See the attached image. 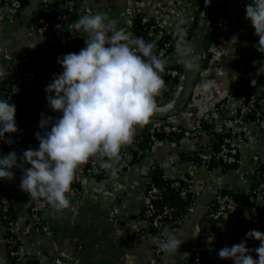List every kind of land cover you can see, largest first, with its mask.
<instances>
[{
	"label": "crops",
	"instance_id": "obj_1",
	"mask_svg": "<svg viewBox=\"0 0 264 264\" xmlns=\"http://www.w3.org/2000/svg\"><path fill=\"white\" fill-rule=\"evenodd\" d=\"M2 1L0 0V5ZM127 1L83 0V5L93 10L94 14L106 13L112 20L118 18L117 22L121 24ZM251 2L252 0H213L207 33L212 35L219 26L217 41L211 43L210 39L204 40L196 59L199 68L192 70L180 106L169 115L165 114L166 116L154 114L147 125L137 127L135 137L143 131L151 133L162 123L177 125L185 131L193 121L206 117L212 107L225 100L234 90L263 76L257 75V70L264 64V53L257 51L255 46L259 37L255 35L251 22L246 19L245 6ZM40 8L41 0H30L0 35V68H6L9 73L1 81L7 86H25L30 81L37 82L36 90L42 91L39 99L42 110L48 93L45 91V83L35 80L37 75L33 67L39 62L40 46L52 38L29 34L32 17ZM196 9V6H189L179 18L192 19L196 16ZM199 12L201 14V10ZM153 13V9L148 7L141 14L150 19ZM213 47L216 48L215 53L211 50ZM23 53L28 54V60L32 61L30 69L26 66L23 69L20 65ZM207 57L208 63L204 65ZM165 60L167 66L163 73L164 79L169 67L182 64L181 57L173 53ZM253 61H257V64L254 65ZM205 80L214 81L215 84L208 92H202L198 87ZM177 88L178 86L162 90L156 97L157 105H166L172 101ZM23 94L26 99L32 98V93L28 90ZM260 107L264 110V96ZM229 112L235 113L238 110L222 109L219 115L223 117ZM60 115L62 113L54 111L51 116ZM215 121V118H205V125L209 129H205L198 140L181 133L172 139L163 138L152 143L151 149L136 162H131L132 158H120L110 168H102L104 174L101 178L81 177L80 193L70 200L69 208L57 211L50 206L44 213V222L53 235L50 237L37 229H31L25 241L27 250L39 264H53L52 259L60 250H65L71 256L72 264H186L203 228L206 206L223 189L250 190L254 180L251 169L255 166L259 168L264 163V128L250 124L243 147L236 151L241 158L239 163L229 168L222 165L207 168L195 164L193 154L214 148L219 140V136L212 131ZM41 132L43 133V129ZM135 142L134 140L132 144L122 148L132 150ZM155 166L162 167L166 177L179 179L187 176L191 179L189 196L193 197V201L175 230V236L184 239L176 254L157 252L159 236L143 217L147 181ZM13 172L15 177L7 180L6 186L11 193L21 194L23 190L19 185L22 171L15 168ZM235 204L232 201V209L223 218L214 221L207 228L204 225V232L207 234L205 243L209 249L206 264H235L232 259H220L218 252L225 246L231 247L247 240L250 215L246 210L236 212ZM29 205L30 199L22 196L16 207L17 215L26 217ZM260 208L264 212V199ZM211 237L214 239L209 243L208 239ZM250 254L258 259L255 251Z\"/></svg>",
	"mask_w": 264,
	"mask_h": 264
},
{
	"label": "clouds",
	"instance_id": "obj_2",
	"mask_svg": "<svg viewBox=\"0 0 264 264\" xmlns=\"http://www.w3.org/2000/svg\"><path fill=\"white\" fill-rule=\"evenodd\" d=\"M245 9L246 19L259 37L255 47L264 53V0H252ZM183 23H178L173 33L176 52L186 70L198 69ZM69 31L86 36V46L58 58L63 71L54 73L45 89L49 107L62 115L42 114L43 133H35L38 149L29 148L21 157L15 151L0 155V179L13 180L12 169L19 168L20 189L30 195V200L46 199L57 211L70 207L76 170L90 159L101 168H110L119 159L121 148L133 143L137 127L150 122L157 109L156 97L166 88L163 73L167 61L157 52L155 41L117 30L116 21L106 13L84 15ZM252 63L256 65L257 61ZM8 75L6 68H0V81ZM257 75H264V64ZM255 83L253 79V86ZM214 86V81L207 80L198 85L202 92ZM16 114L17 106L10 98L0 99V139H6V133L20 131ZM6 142L13 143L11 139ZM163 235L161 249L168 254L179 252L184 239L166 229ZM247 237L260 241L259 246L250 249L243 240L221 248L219 258L232 259L235 264H264V232L250 230ZM252 251L258 259L253 258Z\"/></svg>",
	"mask_w": 264,
	"mask_h": 264
},
{
	"label": "built area",
	"instance_id": "obj_3",
	"mask_svg": "<svg viewBox=\"0 0 264 264\" xmlns=\"http://www.w3.org/2000/svg\"><path fill=\"white\" fill-rule=\"evenodd\" d=\"M30 1V0H29ZM53 0H41V6L48 4ZM127 9L122 17V23L116 21L117 30L123 29L129 35L137 37L143 36L146 40H153L157 42L165 34L174 32L175 26L183 21V27L187 29L186 40L192 45L195 41L197 27L195 22L200 20V12L202 5L198 0H128ZM189 6H196V16L192 19H180L179 15L185 13ZM152 8V18H144L141 14L145 8ZM25 6L22 0H3L0 5V35L11 25L16 15L24 10ZM94 14L93 10L85 8L83 0H63L56 9L53 15L46 13L35 12L32 17V22L29 29L30 35L37 36H51L52 40L45 41L40 46L39 62L33 67L37 75L36 81L41 80L46 86L49 80L53 79L54 73H59L62 66L57 62L60 50L68 53L79 52L86 46V36L80 33L73 34L69 29L72 24L84 15ZM193 28V29H192ZM215 33V31H214ZM209 35L210 37L214 36ZM209 34V33H207ZM111 35V33H109ZM210 39V38H208ZM211 40V43L216 42ZM176 40L166 41L162 46L157 47V52L163 56L164 59L171 53L178 55L176 52ZM173 46V47H172ZM214 48V49H213ZM211 50L215 53L216 48ZM28 54L21 55V66L24 69ZM181 72L176 67H169L166 70L165 81L166 88H175L179 85ZM37 82L30 81L25 86L14 84L7 86L0 81V99L10 98V102L16 106L19 105L23 98H21L22 90H28L32 93V98L26 99L30 104L28 107H22V113L16 114V122L19 129H23L36 121L39 113L35 111L33 105H39L42 91L36 90ZM36 91L37 93H35ZM264 94V85L253 86L252 82L240 86L234 90L225 100L221 101L216 106L212 107L207 118H215L216 121L212 125V131L220 137V144L217 150L210 148L205 151L197 153L198 161L195 164L203 165L211 168V163L219 162L223 164H237L241 158L235 153L244 145V138L248 133V126L255 124L259 128H264V110L260 107V101ZM26 98V97H25ZM222 109H229V111L238 110L235 113H227L220 117L219 113ZM248 115H254L255 119L250 120ZM198 118L191 123L187 130L183 131L179 126L171 123H162L157 129L151 132V143L160 141L155 132L164 133L166 136L171 134L181 133L188 138L198 140L205 129L203 125L205 118ZM8 134V133H6ZM138 141L134 143V148H137ZM39 144L32 145L31 142H16L9 149H1L0 155H6L15 151L18 156H22L23 152L29 148L38 149ZM148 150H139L138 154H145ZM120 158H132V150L130 148H121ZM105 159H107L105 157ZM88 167L81 166L76 170L74 181L71 185L70 200L75 198L80 193V181L83 176H94L99 173V163L94 159H90L86 163ZM15 169V168H13ZM12 169V171H13ZM253 179L259 178L260 184L256 189V196H252L251 200L257 202L259 205L264 199V177H260L261 171L258 167L251 169ZM188 186L182 188L181 196L186 197L190 194L191 179L184 177ZM7 179H0V211L4 221L5 229V245L9 264H39L35 257L27 250L25 241L28 239L29 231L37 229L48 236H52L53 232L50 227L44 222V213L51 206L46 199L38 198L30 200L28 214L26 217H21L16 213V207L22 196L30 199V195L24 191L21 194H11L8 190ZM78 184V185H77ZM173 186L180 187L179 179L173 182ZM10 193V194H7ZM162 192L160 188L151 183L150 179L147 181L146 203L143 210V217L146 218L150 225L156 230L159 236L157 244V252H164L160 245L164 242V231L175 235L177 226H170L169 222L172 218V210L168 205L159 207L156 201L161 198ZM232 198L227 193L219 192L215 198L206 206V215L208 218L218 221L223 218L232 209ZM257 210L254 211L256 214ZM256 225L263 226V220H255ZM197 248L194 264H206L209 255L207 245L195 246ZM53 264H72L71 256L65 251L60 250L58 254L52 259Z\"/></svg>",
	"mask_w": 264,
	"mask_h": 264
},
{
	"label": "trees",
	"instance_id": "obj_4",
	"mask_svg": "<svg viewBox=\"0 0 264 264\" xmlns=\"http://www.w3.org/2000/svg\"><path fill=\"white\" fill-rule=\"evenodd\" d=\"M198 1H199V4L203 5L204 0H198ZM22 3L24 6H26L29 3V0H22ZM62 3H63V1H61V0L51 1L48 4H43V6H41V8L36 12L53 15L55 13V9ZM194 26L198 27L199 22L196 21ZM219 31H220V27L217 26L215 33H214V36L210 37L209 34H207L206 39L210 38L213 41L216 40L218 37ZM173 33L165 34L162 38H160V40H158L156 42L157 47L162 46L166 41L173 40L174 39ZM65 54H68V52H66L64 50L59 51V55L61 57ZM208 60H209V57H207L204 65H207ZM175 67L180 70L181 76H182V73L184 70L183 63L181 65L175 66ZM256 84L257 85H264V75L259 77L256 80ZM263 96H264V94H263ZM21 98H23L22 102L19 105H17V113L18 114L23 112L22 107L25 108V107L30 106V104L26 101L24 94L21 95ZM33 106L35 108V111L40 113V111H41L40 105H33ZM162 116H166V115H162ZM247 118L250 120H254L255 116L254 115H248ZM203 128L206 130L209 129L208 126L205 125V123L203 125ZM155 133L159 139H163V138L172 139L174 136H179V134H180V133H177V134H171V135L166 136L164 133H160V132H155ZM150 137H151V133L149 131H143L142 133L137 135V137H134V140L135 141L139 140V142H138L137 148L132 149L131 162H136V161L140 160L145 155V154H138L139 150L151 149L152 143H151ZM220 137L221 136H219V140L216 142L215 147L213 148L215 150H217L219 147ZM19 141L20 142H31L32 145L39 144V140L36 138L35 135H33V136L13 140V143L11 145L7 143V144L1 146L0 150L1 149H9L10 146H12L14 143L19 142ZM193 155L194 156H192V159L194 161H198L197 154L195 153ZM18 157H21V156H18ZM188 157L190 158L189 155H188ZM217 165H222V164L219 162H214V163H211L210 167L214 168ZM222 166L229 168L232 165L231 164H223ZM81 167L86 169L88 167V165L83 164V165H81ZM259 169L261 171L260 177H264V163H262L260 165ZM103 174H104V171L100 167L99 173L94 174V176L101 178V177H103ZM149 177H150L151 183L158 186L162 192L161 198L156 201L157 206L163 207L165 205H168L172 210V218L170 219L169 225L170 226H178L182 220V216L186 213L187 209L190 207V205L193 201V197H190L189 194L186 197H183L180 194L181 189L188 186L187 181H185L183 178H179V180L181 182V186L180 187L173 186V182L175 180H177V178L166 177L164 174V169L160 166H155L151 170ZM259 184H260L259 178H255L253 180V185L250 188V190H244V189H240V188H231V189L227 188V189H223L221 191V193H227L232 198V201H234L236 203L235 204L236 212L244 211V210L249 212L250 220H249L248 232L250 230H259L261 232H264V225L258 226L255 223V220H263L264 221V212H263V210H261L260 205L257 202H254L251 200L252 196H256L255 191L258 188ZM7 194H10V193H7ZM256 210H257V212H256V214H254V211H256ZM213 222H214V220L208 218V216L205 215V218L202 221L203 228L201 229L200 234H199V238H198V246L199 245H206L205 242L207 240V234H206V232H204V229L207 228V226H209ZM204 225H205V228H204ZM151 229L153 230V232L156 233V230L152 226H151ZM259 244H260V241L254 239V238L249 239L247 237V247L248 248L255 249L256 247L259 246ZM196 251H197V248H194L192 250L191 256L187 260L186 264H194L193 259L195 257Z\"/></svg>",
	"mask_w": 264,
	"mask_h": 264
},
{
	"label": "water",
	"instance_id": "obj_5",
	"mask_svg": "<svg viewBox=\"0 0 264 264\" xmlns=\"http://www.w3.org/2000/svg\"><path fill=\"white\" fill-rule=\"evenodd\" d=\"M213 6V0H210V2H206L204 0V3L202 5L201 9V15H200V21L198 30L196 33L195 41L193 43V47L195 50L196 57H198L201 48L203 46L204 40L206 39L209 23H210V14ZM197 59V58H196ZM10 60V57H9ZM32 67V61L28 60L26 64V68L30 69ZM192 70H186L184 67L182 76L180 78V82L176 91V94L172 101H170L166 105H157V109L154 114L159 115H165L171 112H174L181 104L185 93L187 91L190 78H191ZM25 90H22V93H24ZM54 113V110H52L49 105L48 101L45 102L40 115L36 119L34 123L31 125L20 129V131L16 133H8L5 134L6 139L16 140L20 138H25L29 136L35 135L36 132L42 131L40 128V121L42 119V114H44V117L51 116ZM6 139H0V147L7 144ZM236 153V151H235ZM236 166V165H235ZM0 264H9L8 255H7V249L5 245V229H4V221L2 218V214L0 211Z\"/></svg>",
	"mask_w": 264,
	"mask_h": 264
}]
</instances>
